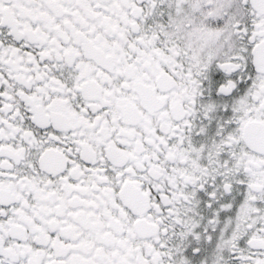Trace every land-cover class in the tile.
<instances>
[{
    "label": "snow or ice",
    "instance_id": "obj_1",
    "mask_svg": "<svg viewBox=\"0 0 264 264\" xmlns=\"http://www.w3.org/2000/svg\"><path fill=\"white\" fill-rule=\"evenodd\" d=\"M0 264H264V0H0Z\"/></svg>",
    "mask_w": 264,
    "mask_h": 264
}]
</instances>
